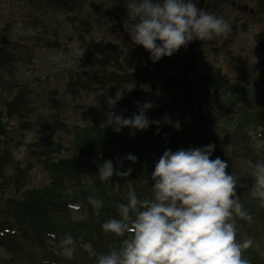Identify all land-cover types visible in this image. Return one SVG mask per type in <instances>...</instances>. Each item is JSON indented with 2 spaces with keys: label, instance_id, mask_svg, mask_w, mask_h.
Wrapping results in <instances>:
<instances>
[{
  "label": "rangeland",
  "instance_id": "1",
  "mask_svg": "<svg viewBox=\"0 0 264 264\" xmlns=\"http://www.w3.org/2000/svg\"><path fill=\"white\" fill-rule=\"evenodd\" d=\"M132 2L135 0H0V112L5 113L7 133L18 132L12 139L14 161L23 163L30 157L27 142L37 134H45L35 128L54 114L60 127L52 136L64 145L71 138L74 124L82 126L96 120L105 128L113 113L129 118L145 102L153 105L146 112L148 119L164 120L167 114L172 124L165 122L166 125L179 122L181 129L179 117L186 115L190 105L186 97L190 83L188 89L195 94L192 102L197 110L202 108V117L215 127L217 138L224 143V153L219 158L228 162V173L246 185L248 204L241 203L254 222L237 218V237L242 241L251 237L259 245L252 248L264 259V208L250 195L254 181L248 168L249 160L264 161V128L258 126L264 119L257 117L261 110L257 101L263 99L247 97L253 103L241 109H250L253 115L246 119V113L244 116L222 110L223 103L231 98L228 90L215 96L220 82L226 80L247 93L264 95V0H197L198 7L224 17L231 25V34L227 39L193 40L156 63L149 59L150 53L132 42L128 33L136 23L126 7ZM132 44L139 47L132 49ZM120 50L128 55L132 50L133 57L128 61H118L121 71L133 73L131 80L101 84L93 81L94 71L87 77L92 84L88 86L86 80L82 83L79 74L87 69H119L114 54ZM220 77L221 81H215ZM18 95L26 99L21 104L27 112L9 113L11 99ZM105 117L109 120L104 122ZM21 119L26 121L22 127ZM131 132L147 130L125 127L119 133L127 138L133 136ZM175 132L178 135L177 129ZM35 159L29 185L48 181L46 170ZM13 169L11 166L8 171ZM139 182L151 190L154 185L151 178ZM130 191L136 194L134 187ZM11 193V187L0 183V206ZM85 254L93 260L92 251ZM7 259L11 254L0 248V263Z\"/></svg>",
  "mask_w": 264,
  "mask_h": 264
},
{
  "label": "trees",
  "instance_id": "2",
  "mask_svg": "<svg viewBox=\"0 0 264 264\" xmlns=\"http://www.w3.org/2000/svg\"><path fill=\"white\" fill-rule=\"evenodd\" d=\"M116 52L118 54H114V57L119 69H109L108 66L97 71L87 69L79 74V79L84 80L82 83L84 84L86 80L87 85L90 86L92 80L87 77L94 71L97 73L94 72L93 81L101 84L131 80L134 77L133 73L121 71L119 62L122 59L128 61V58L133 57L132 50L129 55L123 54L121 50ZM215 81H221V77ZM197 82L194 84L198 85ZM188 88L190 89V83L186 92L190 105L186 109V115L179 117L182 128L177 130L178 135H175L174 126L166 125L159 117L149 120L161 123L150 124L146 129L147 132H135V135L127 138H122L123 136L115 132L109 123L104 128L99 126L96 120H91L82 126L74 124L71 127V138L64 145L53 138L52 133L60 127L59 123H56L59 118L54 114L51 119H45L42 125L35 128L45 134L42 136L37 134V137L27 142L30 157H27L23 163L13 159L12 139L18 132L15 130L7 133V120L5 113L1 111L0 183L11 187L12 193L0 206L3 212V219L0 220V248L11 254V259L0 264H96V255L92 254L93 260L89 259L85 254L89 250L84 248L82 251L81 247L90 244L92 252L97 255L107 254L113 249L118 250L122 246V241L129 238L127 233L124 237L105 233L101 225L109 219L119 218L117 205L127 203L128 193L132 187L138 199H152V190L140 184L139 180L151 178L155 164L165 150L175 152L180 149L188 150L214 144L215 150L211 159L222 156L224 143L217 138L215 127L202 117V108L197 110L196 103L192 102L195 94ZM225 90H228L231 98L223 103V111L228 109L227 112L242 113L244 116L246 113L248 119L252 110L248 109L244 112L241 107L249 103L248 96H257L263 99L257 101L261 107L257 117L261 115V119H264V95L247 93L239 85L227 83L226 80L220 82L217 88L218 94L215 96H219V93ZM11 101L13 106L9 105L8 112L23 114L25 110L21 103L26 102V99L18 95ZM250 103L253 101L250 100ZM14 106L16 108L12 110ZM202 114H205L204 111ZM185 117L188 120L186 122ZM108 120L106 117L103 118L104 122ZM24 122L26 121L21 119L19 126L22 127ZM258 126L264 128V123ZM33 132L36 133L35 130ZM129 154L137 157L136 162L125 159ZM33 158L39 160L48 174V181L44 184L29 185V171L34 164ZM105 160L112 161L114 169L118 171H126L130 168L132 170L130 176L113 175L110 181H101L98 170ZM11 166L14 169L9 172ZM244 187L237 188V196L248 204L244 193L246 185ZM89 196H94L103 203L98 215L97 210L88 201ZM74 215L86 218L74 220ZM238 233L237 231V235ZM67 235H71L76 241V250L71 259L62 255L60 246ZM236 239L242 242L241 238L236 237ZM243 258L250 264H264L263 257L252 247L243 251Z\"/></svg>",
  "mask_w": 264,
  "mask_h": 264
},
{
  "label": "clouds",
  "instance_id": "3",
  "mask_svg": "<svg viewBox=\"0 0 264 264\" xmlns=\"http://www.w3.org/2000/svg\"><path fill=\"white\" fill-rule=\"evenodd\" d=\"M126 7L136 20L128 32L131 40L150 53L153 63L171 57L193 40L227 39L232 32L224 17L198 7L197 0H135ZM152 107L145 102L129 118L113 113L109 124L115 125L117 133L125 127L146 130L150 124L161 123L148 119L146 112ZM163 122L172 124L167 114ZM174 127L179 130V122ZM214 150V144L165 150L151 174L153 198L140 200L129 191L127 203L117 205L119 218L101 225L105 233L117 237L127 233L129 238L118 250L99 255L92 252L96 264H250L243 251L259 245L251 237L242 242L236 239L237 218L254 222L237 196V188L244 185L228 173L227 161L211 159ZM125 159L136 162L137 157L129 154ZM248 168L254 181L250 195L264 208V161L249 160ZM131 171H118L112 161L105 160L98 175L101 181H110L113 175L128 177ZM88 201L98 215L102 201L94 196ZM83 218L73 216L74 220ZM75 245L73 237L67 235L60 244L62 255L71 259ZM84 247L92 251L90 244Z\"/></svg>",
  "mask_w": 264,
  "mask_h": 264
},
{
  "label": "flooded vegetation",
  "instance_id": "4",
  "mask_svg": "<svg viewBox=\"0 0 264 264\" xmlns=\"http://www.w3.org/2000/svg\"><path fill=\"white\" fill-rule=\"evenodd\" d=\"M132 47H133V49H136V48H138L139 46H138V47H135V45L132 44ZM144 52H145V53H148L145 49H144Z\"/></svg>",
  "mask_w": 264,
  "mask_h": 264
}]
</instances>
